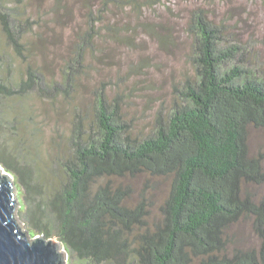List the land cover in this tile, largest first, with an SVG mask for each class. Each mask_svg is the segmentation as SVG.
Instances as JSON below:
<instances>
[{
    "label": "trees",
    "instance_id": "16d2710c",
    "mask_svg": "<svg viewBox=\"0 0 264 264\" xmlns=\"http://www.w3.org/2000/svg\"><path fill=\"white\" fill-rule=\"evenodd\" d=\"M35 1L43 0L29 3ZM50 1L55 16L64 12L65 25L77 7L81 12L61 82L46 61L40 66L29 56V47H37L27 41L35 28L22 20V7L0 0V41L22 62L15 77V64L0 54V165L23 191L19 215L29 232L58 238L75 263L264 264V197L255 191L264 187V154L254 156L250 148V130H264V78L249 63L235 64L242 46H227L224 27L202 4L184 24L195 76L176 86L171 107L156 115L150 133L137 134L125 121L120 94L110 99L99 90L93 124L84 126L78 105L70 153L53 161L61 178L46 197L39 152L20 134L21 123L32 119L19 121L6 102L34 93L74 101L88 60L109 56L111 43L138 42L142 32L163 45L175 43L169 23L153 22L163 0ZM140 177L170 182L156 220L148 194L128 183ZM241 222L252 224L258 247L243 248L230 233Z\"/></svg>",
    "mask_w": 264,
    "mask_h": 264
},
{
    "label": "rangeland",
    "instance_id": "374dc122",
    "mask_svg": "<svg viewBox=\"0 0 264 264\" xmlns=\"http://www.w3.org/2000/svg\"><path fill=\"white\" fill-rule=\"evenodd\" d=\"M12 1H15L12 6L22 7V20L24 22L28 20L30 26L35 28L27 37L28 42L37 43L36 48L33 47L35 45L29 47L34 49L28 51L29 56L33 55L40 66L46 61L50 69L49 74L53 75L54 80L61 82V72L65 67L63 59L67 50L71 48L72 31L78 16L81 17L79 7L77 12L75 10V14L66 17L65 25L64 12L58 17L52 10L54 1L29 3L31 0H21L23 4H19L17 0ZM79 2H82V7L86 6L83 1ZM201 4L208 11L210 19L221 28L224 27L227 46L235 44L242 46L240 58L235 64L249 63V68L255 70L259 77L264 78V0H209L208 2L163 0L161 7L155 13L157 18L153 22H162L159 26L169 23L174 28L170 34L174 37L175 43L171 46L163 45L162 42L142 32V36L136 37L138 42L127 44L123 41L120 45L111 43L112 47L106 52L109 56H103L102 61L91 63L90 59L88 60V68L80 74V80L73 89L74 101L66 100L64 97L49 101L34 93L24 100L6 102L11 113L19 121L32 119L29 120V124L21 123L20 134L25 136V138L21 137L22 142L33 144L32 147H36L34 152H39V176L46 197L52 194L53 188L58 185L61 178L53 161H57V158H65L70 153L78 105L82 106L84 126L93 124L96 92L105 88L110 99L118 94L122 96L124 119L134 125L137 134L150 133L156 115L171 107L176 86L187 77L195 76V70L189 62L192 39L184 31V24L189 10ZM43 32L47 34L46 41L38 40ZM0 54L8 63L15 64L14 76H18L22 62L3 39L0 41ZM36 67L38 65H35ZM250 148L254 156L264 154V130L253 128L250 130ZM0 171L2 176L6 173L11 178L14 186V193L19 202L16 211L17 224L23 232L36 237V233L34 235L29 232L28 225L19 215L23 202L22 189L18 186L15 177L1 165ZM128 183L133 184L137 194L141 192L148 194L153 204L152 220H156L160 214V207L167 197L170 182L140 177ZM255 191L259 198L264 197V187L255 188ZM230 233L238 236L243 248L259 246V240L250 222L239 223ZM53 239L59 242L58 238ZM64 250L66 251V248ZM65 264L87 263H75L66 255Z\"/></svg>",
    "mask_w": 264,
    "mask_h": 264
},
{
    "label": "water",
    "instance_id": "95a60500",
    "mask_svg": "<svg viewBox=\"0 0 264 264\" xmlns=\"http://www.w3.org/2000/svg\"><path fill=\"white\" fill-rule=\"evenodd\" d=\"M18 206L11 178L0 171V264H65L62 242L22 231L16 221Z\"/></svg>",
    "mask_w": 264,
    "mask_h": 264
},
{
    "label": "bare ground",
    "instance_id": "6f19581e",
    "mask_svg": "<svg viewBox=\"0 0 264 264\" xmlns=\"http://www.w3.org/2000/svg\"><path fill=\"white\" fill-rule=\"evenodd\" d=\"M3 175H4V173H3Z\"/></svg>",
    "mask_w": 264,
    "mask_h": 264
}]
</instances>
